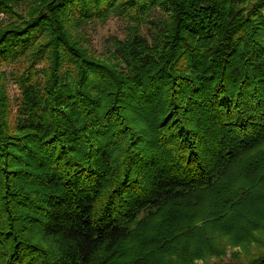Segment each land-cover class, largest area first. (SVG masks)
Masks as SVG:
<instances>
[{"label":"trees","instance_id":"1","mask_svg":"<svg viewBox=\"0 0 264 264\" xmlns=\"http://www.w3.org/2000/svg\"><path fill=\"white\" fill-rule=\"evenodd\" d=\"M24 2L0 0V69L28 62L15 113L0 82V264H264V0Z\"/></svg>","mask_w":264,"mask_h":264},{"label":"rangeland","instance_id":"2","mask_svg":"<svg viewBox=\"0 0 264 264\" xmlns=\"http://www.w3.org/2000/svg\"><path fill=\"white\" fill-rule=\"evenodd\" d=\"M28 0H26L27 3ZM254 1H250L249 4L245 5V8H251V6L254 4ZM6 17H3L0 15V20ZM163 20V15L160 12H156L153 14V16L150 18V21H152V25H145L142 29V34L148 39L151 40L158 29L161 27V22ZM15 21V20H14ZM127 21L125 19H122L115 15H110L105 20H99L92 22L86 26L83 27L82 31H85L86 35L82 43L81 48L83 50H86L91 58H93L96 61H103L104 59L110 58L112 56V53L115 51V44L117 41H123L126 34ZM83 36V34H82ZM78 40V39H77ZM25 62L24 66L23 63H20L18 66L11 67V66H3L0 69V72L4 73V78L0 76V82L5 85L6 91L8 94V97L10 99V106L13 113H15L17 106L19 104L20 100V91L18 87V76L15 72V69H18L19 74H23V70L28 65V62L26 59H23ZM47 64L45 62H41L39 65L36 66V69L38 71H42L43 68L47 69ZM237 180V181H235ZM239 180V177H237V172L234 174H231L230 178H228L227 185H232L237 183ZM236 185L234 187L237 188ZM231 188V186H230ZM240 192L232 193L230 194L231 197L234 199L239 196H245L246 191L238 190ZM242 192V193H241ZM245 192V194L243 193ZM244 194V195H243ZM225 205V203H224ZM252 242L249 246H251V251L255 252L257 249L264 246V234L261 232H255L253 234ZM228 243H226V255L224 257V260H231L233 256L237 253H243L241 248L239 247H232L228 246ZM259 245V246H258ZM262 245V246H261ZM261 246V247H260ZM217 260L215 258L210 259V263L214 264ZM197 264H202V262H198Z\"/></svg>","mask_w":264,"mask_h":264}]
</instances>
